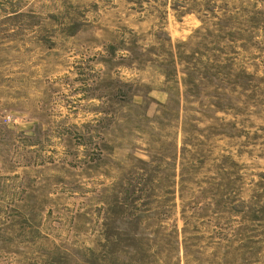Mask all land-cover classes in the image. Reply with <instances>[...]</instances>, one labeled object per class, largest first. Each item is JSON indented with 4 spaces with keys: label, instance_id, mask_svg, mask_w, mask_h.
Returning <instances> with one entry per match:
<instances>
[{
    "label": "rangeland",
    "instance_id": "obj_1",
    "mask_svg": "<svg viewBox=\"0 0 264 264\" xmlns=\"http://www.w3.org/2000/svg\"><path fill=\"white\" fill-rule=\"evenodd\" d=\"M0 264H264V0H0Z\"/></svg>",
    "mask_w": 264,
    "mask_h": 264
}]
</instances>
